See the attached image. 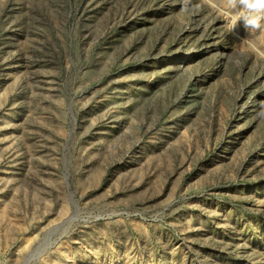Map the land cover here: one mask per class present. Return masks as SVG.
Wrapping results in <instances>:
<instances>
[{"label": "rangeland", "instance_id": "1", "mask_svg": "<svg viewBox=\"0 0 264 264\" xmlns=\"http://www.w3.org/2000/svg\"><path fill=\"white\" fill-rule=\"evenodd\" d=\"M227 0H0V264H264V29Z\"/></svg>", "mask_w": 264, "mask_h": 264}, {"label": "clouds", "instance_id": "2", "mask_svg": "<svg viewBox=\"0 0 264 264\" xmlns=\"http://www.w3.org/2000/svg\"><path fill=\"white\" fill-rule=\"evenodd\" d=\"M189 3L190 0H183L185 10ZM227 4L232 9H239L238 15L231 18L230 32L234 31L241 20L250 33L264 29V0H227ZM253 50L258 55L264 56V51L255 47Z\"/></svg>", "mask_w": 264, "mask_h": 264}]
</instances>
